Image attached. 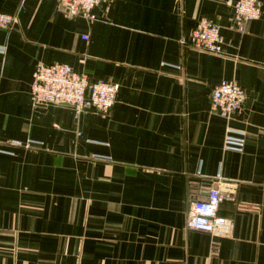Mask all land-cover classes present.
<instances>
[{
  "label": "crops",
  "instance_id": "crops-1",
  "mask_svg": "<svg viewBox=\"0 0 264 264\" xmlns=\"http://www.w3.org/2000/svg\"><path fill=\"white\" fill-rule=\"evenodd\" d=\"M234 1L109 0L88 20L0 0L16 15L0 29V264H264V0L242 22ZM202 17L220 54L182 43ZM38 62L117 83L114 104L34 105ZM221 80L245 91L227 117L210 106ZM227 127L245 131L242 151L224 148ZM210 188L230 237L186 225Z\"/></svg>",
  "mask_w": 264,
  "mask_h": 264
},
{
  "label": "built area",
  "instance_id": "built-area-1",
  "mask_svg": "<svg viewBox=\"0 0 264 264\" xmlns=\"http://www.w3.org/2000/svg\"><path fill=\"white\" fill-rule=\"evenodd\" d=\"M109 0H59L66 13L80 14L88 20L96 18L93 9ZM235 17L239 21L256 19L261 14L260 0H236L233 3ZM16 22V15L0 11V29H10ZM182 43L190 49L211 54H220L223 37L218 24L207 17L200 18ZM119 85L103 79L90 80L84 73L75 71L69 64L38 62L32 73L30 99L34 105L63 104L73 108L75 114L85 109L98 113L107 112L115 102ZM245 98L244 89L226 80H221L210 92L212 111L227 117L238 109ZM7 144L29 148L34 141L8 140ZM245 144V131L227 127L223 146L227 150L242 151ZM224 196L219 189L210 188L203 199L193 200L186 218L190 228L208 232L216 237H230L232 222L217 213ZM231 198L230 196H227Z\"/></svg>",
  "mask_w": 264,
  "mask_h": 264
}]
</instances>
